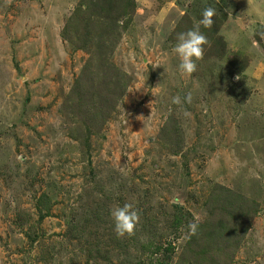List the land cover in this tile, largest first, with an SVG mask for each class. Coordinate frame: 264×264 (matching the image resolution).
Masks as SVG:
<instances>
[{
    "label": "rangeland",
    "instance_id": "rangeland-1",
    "mask_svg": "<svg viewBox=\"0 0 264 264\" xmlns=\"http://www.w3.org/2000/svg\"><path fill=\"white\" fill-rule=\"evenodd\" d=\"M107 2L0 0V264H264V0Z\"/></svg>",
    "mask_w": 264,
    "mask_h": 264
},
{
    "label": "clouds",
    "instance_id": "clouds-1",
    "mask_svg": "<svg viewBox=\"0 0 264 264\" xmlns=\"http://www.w3.org/2000/svg\"><path fill=\"white\" fill-rule=\"evenodd\" d=\"M214 16L215 9L211 7L205 8L201 13L199 22L193 28L177 34L174 52L179 60V70L183 74L190 75L196 71V62L203 57L204 46L208 43L206 36L201 31V27L210 29L214 24ZM171 102L174 105L182 106L183 103L191 102V95L185 96L183 100L179 95L174 96ZM183 114L185 116L190 115L186 111ZM176 202L179 203V200ZM110 216L117 237L131 236L139 222V212L132 202L112 207L110 209ZM198 227V223L189 224L188 229L190 234L195 235Z\"/></svg>",
    "mask_w": 264,
    "mask_h": 264
},
{
    "label": "trees",
    "instance_id": "trees-1",
    "mask_svg": "<svg viewBox=\"0 0 264 264\" xmlns=\"http://www.w3.org/2000/svg\"><path fill=\"white\" fill-rule=\"evenodd\" d=\"M107 1L108 0H104V2H106V4L100 6V11L103 13L104 17H106L105 19H108L107 17L111 14L113 9L117 10V11L115 10L116 11L115 13H117L116 16H121L122 14H119V12H118L119 6H113L110 3H108ZM242 65H246V63L244 62ZM199 227H201V225H199ZM199 227H198V230H199ZM213 232H208V234L207 233L206 234L209 235V236H212V235H214Z\"/></svg>",
    "mask_w": 264,
    "mask_h": 264
}]
</instances>
